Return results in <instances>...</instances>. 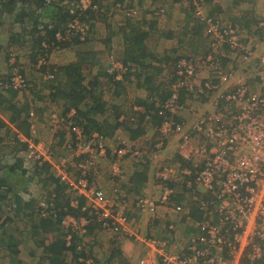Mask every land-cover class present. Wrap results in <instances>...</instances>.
<instances>
[{"label": "trees", "instance_id": "obj_1", "mask_svg": "<svg viewBox=\"0 0 264 264\" xmlns=\"http://www.w3.org/2000/svg\"><path fill=\"white\" fill-rule=\"evenodd\" d=\"M63 1L0 0V17L3 12L12 16L13 29H15L5 38L0 53L3 52L2 50H9L12 46L28 50L29 54H26V57L37 66V72L40 73L38 77L45 85L43 90L47 93L48 101H51L49 103L64 110L62 114L65 118L73 110V115L68 119L72 124L80 127L86 136L98 133L107 138L119 129L127 131L131 140L141 138L152 130L153 137H159V126L166 119L179 121L178 116L171 113L165 104L170 98L172 85L184 80L183 75L178 73L181 61L193 62L195 58L204 59L211 55L215 71L220 70L230 75L237 69L232 55L237 53V47L222 42L219 48L214 50L218 47V38L207 32L206 18L212 19L217 25L224 24L222 20L225 15L224 10L216 3H212V0H186L190 10H186V23L179 33L177 46L159 51L149 46V43L154 41L156 32L151 31V28H154L151 23H141L142 20L138 19L134 3L137 0H93L92 7L86 9L69 7V3L66 5ZM240 1L246 0H237L231 7L241 3ZM163 4L166 2L161 3L157 8L160 17L166 10ZM169 7L168 4V10ZM197 7L202 9L204 15L206 14L205 19L197 13ZM123 10H126L127 14L125 20L120 21L117 19V12ZM168 12L166 10V13ZM251 12L252 9H248L228 16L229 18L226 19L231 22L227 25L238 33L243 31L246 32V36L263 40L264 17L259 15L254 17ZM108 16L113 17V20L106 22L105 25L102 24L106 35L97 41L100 47L95 48L89 42L93 21L99 19L105 22ZM75 22L82 27L86 26L83 32L75 26L70 27V24ZM114 36H118L119 39L115 46L112 43ZM67 39L73 41L70 47L75 51L74 59L64 64L51 63L49 57L55 51L65 49L67 47L65 45L68 44L65 42ZM239 42L242 40L240 39ZM245 42H248V39ZM106 52L110 53V61L100 60ZM186 52H191L193 55H187ZM2 54L3 59L8 63L10 53L5 51ZM14 59L16 61L12 63L20 67L13 71L12 66L9 65L5 74H0V108L9 113V121L15 124V131H10L8 123L0 117V135L4 137V134H10L12 153L15 152L9 162L4 156L0 157V254L3 258H7L6 264H26L20 257L21 245L31 243L32 248L27 255L30 259L28 264H87L89 253H86L84 248L86 245H79L78 241L83 237L73 235L70 244H67L66 232L61 225L62 219L67 215L77 218L88 217L87 211L82 210L84 197L68 191V184L56 176L50 168V162L39 160L33 161L32 171L38 176H43L42 187L47 190L43 200L45 207L41 206L42 201L36 200L32 194L28 197L24 196L30 180L28 175L31 173H29L30 168L25 166L16 153L25 152L28 148L27 142L22 141L21 136L29 137L31 125L29 112L33 109L31 108L30 111L25 103L20 104L22 101H18L16 95L19 92L25 98L29 94L33 95L35 92L33 88H36L37 84L33 87L29 86L25 71L22 70L21 66L28 61L20 62L16 57ZM114 62L120 64L121 68L112 67ZM14 72L23 78L22 88L13 87L11 79ZM218 77L209 84L217 85ZM205 82L199 83L200 86L202 85L203 93L191 92L185 86L179 88L178 102L182 104L194 99L195 94L199 99H204L205 95L207 98L210 97L214 89L206 88L203 85ZM245 84L248 88L250 81ZM129 85H134L143 96L128 101L126 87ZM104 86L106 89H103ZM99 88L100 91L96 92ZM121 95L124 96L120 100ZM218 100L220 105H231L223 98ZM34 111L37 110L34 108ZM64 134L65 132L58 133L60 139L54 142L51 148L61 146L60 142ZM3 137L0 136V142L4 140ZM2 146L6 147L3 144ZM2 146L0 144V147ZM62 151L65 153V150ZM183 163L186 166L192 165L189 161ZM201 167H193V172H198ZM185 169L189 168L185 167ZM190 176L193 182L195 176ZM88 177L89 181L92 177L91 175ZM142 177V175L138 176L135 180L137 187L142 183ZM169 187L173 192L167 204H171L174 200L177 202L184 193L183 185L177 191L173 185L170 184ZM185 193L188 202L186 201L183 206L180 205L181 202H177L179 204L175 208L186 209L185 217L192 219L191 226L197 228L198 233H204L200 227L201 223L206 221L219 223L217 211L214 209L217 203L216 190L203 193L193 185L185 189ZM74 200L77 202L72 205ZM19 225L23 227L19 229ZM85 228L87 234L88 231L92 232L100 226L93 220ZM172 231L174 232V229L169 230ZM21 234L26 235L27 240ZM90 260L93 264L101 263L94 258ZM239 264H264V254L255 260L242 257Z\"/></svg>", "mask_w": 264, "mask_h": 264}, {"label": "built area", "instance_id": "obj_2", "mask_svg": "<svg viewBox=\"0 0 264 264\" xmlns=\"http://www.w3.org/2000/svg\"><path fill=\"white\" fill-rule=\"evenodd\" d=\"M93 0H64V4H72L75 7L86 9L92 7ZM69 4V5H70ZM197 13L204 15L201 8L197 7ZM207 32L218 38V47L222 42L229 43L232 47L239 46L237 30L227 24L213 22L206 18ZM79 31L86 28L79 24H70ZM264 44V39L262 40ZM264 47V45H263ZM264 64V56L261 58ZM213 58L208 55L204 59L195 58L192 61H181L179 74L183 81H177L171 88L170 98L165 107L176 116L182 113L185 104L178 102V89L185 86L194 93H203L202 85L193 84L198 70L214 68ZM112 67L121 68L120 64L113 63ZM201 68V69H200ZM217 68V67H216ZM226 75L218 70L219 83L210 85L204 83L206 88H222ZM220 76L222 79L220 80ZM11 82L14 88H22L24 80L20 74L14 73ZM197 95V94H195ZM223 98L227 104L217 106L218 98ZM213 100L216 110H211L193 121L192 129H184V125L166 119L159 126V140L154 145L156 150L164 147L166 140L175 136L177 138V153L184 161H189L194 167L201 162L203 167L193 173V185L200 192L207 193L216 190L217 203L214 209L217 211L218 224L206 221L200 224L204 233L189 238L187 253L184 248L171 252L165 240L150 239L146 245L145 254L138 260V264H239L242 257L251 260L259 259L264 254V93H255L248 90L243 82L235 85L233 91L221 93ZM70 111L65 118V130L72 140V158H62L53 166V172L63 182L68 184V191L74 195L83 196L85 204L82 210L87 211L88 217L65 216L61 225L66 232V242L70 244L71 237H84L86 225L93 220L99 223L100 229L108 237L120 238L125 235L127 217L118 208L119 195L109 197L98 181L89 180L88 176H96L101 170V162L111 156L109 177L116 181L122 178L120 169L121 161L134 153V145L128 142V146L110 149L106 144V138L98 133L86 136L82 129L72 124L68 119L73 115ZM30 119L33 111L30 112ZM55 117H57L55 115ZM58 118V117H57ZM57 121L56 119L53 122ZM31 122V121H30ZM58 124H51V129ZM33 124L31 123L30 129ZM64 130V131H65ZM28 144L24 157L33 161L51 162L52 156L49 148L41 142L30 143L28 138H23ZM75 157V158H73ZM73 159H76L73 161ZM71 167V168H69ZM199 167V166H198ZM74 171V175L71 174ZM191 174L190 170L174 167L167 164L157 173L163 183L161 196L154 198L139 197L136 206L140 211L153 213L158 205H167L173 190L166 185L179 176ZM117 192V187H114ZM74 200L71 204L74 205ZM41 206L45 207L42 201ZM119 209V210H118ZM176 212L180 207L174 208ZM214 220V219H213ZM197 225V224H196ZM174 226L169 224L164 230H171ZM87 264H93L87 260ZM101 264V263H95Z\"/></svg>", "mask_w": 264, "mask_h": 264}, {"label": "crops", "instance_id": "obj_3", "mask_svg": "<svg viewBox=\"0 0 264 264\" xmlns=\"http://www.w3.org/2000/svg\"><path fill=\"white\" fill-rule=\"evenodd\" d=\"M141 1L140 0L135 1V4L138 5L140 4ZM158 1L160 0H154V1L152 0L148 2L147 3L148 7L146 8L147 12L145 16H143L142 14L140 17L144 19H150V16H152L151 13L153 12L152 11L149 12V11L151 10V7ZM170 1L171 2L169 3L170 7L168 10L169 12L167 19H161L160 20L161 24L159 22L151 21V25L154 26V28H151V31L153 32L155 31L156 33H154L155 35L153 34L154 41H151L152 43H149V46L150 48H156V50L158 51L177 46L178 38H180L179 33L182 32L186 23L185 15L187 11L184 9V4L179 3L177 0H170ZM236 1L237 0H212V3H216L217 5L221 6L222 9L224 10L225 15L222 18L224 24L227 23L226 21L228 19L226 18L228 16L233 14H239L248 9H252L251 13L253 16L259 15L261 17H264V9L262 6L264 5V0L240 1L241 3L235 5L234 7H231L232 3ZM4 10H6V8ZM6 15L9 16L8 13L3 12L2 16L0 17V26L2 25V22H4L3 19L6 17ZM169 34H171L170 37H166ZM5 37L6 35H2V37H0V47L3 45ZM247 39L248 42L259 45L258 46L259 51L262 50L263 41L261 39H256L255 37L246 36L244 42ZM112 43H113V39H112ZM113 45L115 46L116 44ZM217 48L219 47H215L214 50H216ZM186 54L193 55L191 52H186ZM261 54L262 52L258 53V56ZM234 59L236 65V61L238 59L236 55L234 56ZM0 60L1 63L6 62L5 59H3V54L1 53H0ZM257 60L259 59L256 58V63ZM236 70L241 71V73H237ZM236 70H235L236 73H234L236 80L237 77L238 78L240 77L244 79L245 82L250 81V85L248 87L249 91L260 94L264 93V87L262 86L264 84V70L258 73V71L256 70H261L258 67V64L255 65L254 72L250 74L245 73L244 71L245 69H243V67H239V69ZM214 74H215V70L213 68H203L202 70H198V74L196 75V77L199 80V83L201 82L203 83L205 81L207 83H210L211 80L215 79ZM254 78H257V80H255ZM253 80L254 82H256V84H254ZM216 96H217V90L214 89L212 95H210V97L208 98L206 97V99L204 98L198 102L196 98H194V99H189L184 103H182L185 104L186 106L185 107L186 112L184 113L182 119L179 117L177 118L184 125V129L191 130L193 121L196 120L197 117H200L202 114L214 110V106L212 102L213 100L216 99ZM188 112H192V113L195 112V113L192 114L191 116V114H189ZM118 131L126 133L128 142L134 145L133 147L134 153H132L127 157V159H125L126 163H125V168L123 169L124 173L122 175V178L116 181L112 180L109 176L107 177L106 169H105V170H101L96 176H93L90 180L93 181L94 179L95 181H98L99 185L102 187V189H104L105 193L109 197H112L115 194L119 195L120 202H123V205L120 207V211L125 210L127 215H131V218L133 217L131 224L129 223L131 227L132 235L124 238L113 237V239L108 240L106 236L103 235L100 228H95L94 231L92 232L88 231L83 238L78 240L79 243H81V245L84 244L86 245L84 248H86L85 249L86 253H89L88 260H90V258L92 259L94 258V260L96 259L100 261L101 264H138V260L145 254L148 240L153 238L159 240H165L171 252L179 251L181 248H184V252L187 253L186 248L188 247L189 238L201 234L198 233L199 231L197 228L191 226L192 219H189L187 216L185 217L186 209L182 207V209H180L181 212L180 211L176 212L174 208L176 205L179 204L177 202H181L180 205L183 206L187 201V193H185V189L187 188L189 189V187L193 186V182L191 180L190 175L193 176L194 172L192 168L194 166L191 164L186 166L183 163L184 161L181 160L182 159L181 156L177 153V138L175 136L170 137L169 139L166 140L163 149L160 151V153H158L159 155L156 154L155 156H153L152 154L150 155L151 151L148 150L146 146V144L149 142L148 145H150L152 149L153 148L155 149L154 145L159 140L158 136L153 137L152 135L153 130L151 133L148 131L146 135H143L141 138H137L134 140H131L129 138V133L127 131L119 130V129L114 131V133L111 135L112 138L114 135H116V133H118ZM29 133H31V131ZM48 135L50 137H48ZM48 135L46 138H50L51 146L53 145L54 142H58L60 139V138L57 139L56 137L54 138V136L52 137V135H50L49 133ZM63 140H65L64 135L61 138L62 142H60V144L63 143ZM144 149L147 150L148 152L147 151L145 152ZM143 152L145 154H143ZM66 156L67 155H65V157ZM71 158L72 156L70 157V159ZM108 160H111L110 154H108L107 161ZM107 161L104 160L106 165L109 164L107 163ZM161 163H163L162 167L166 166L167 164L169 165L171 164L174 167L180 166V168L186 167L189 168L188 170H190L191 173L192 172L193 173L189 175L190 177L186 175H182L174 179V181H171L172 183L171 182L166 183L167 186H170V184L173 185V188L176 191L181 187V185L184 186V189L182 188L184 190V193L180 195V198L178 199L177 202H175L174 200L173 202L171 201L172 202L171 204L160 205L155 214H150V212L148 213L142 211L140 212V210L136 206V201L139 197L148 196L150 198L157 199V197L161 194L160 192H162V188H160V185L162 187L163 183L160 184L162 181L157 176V173L162 170V167L158 168L159 164ZM101 165H103L102 162ZM141 175L143 176L142 183L140 184L139 187H137L135 185L136 184L135 180L137 179L138 176ZM114 187H117V192H114ZM168 224H173L174 232L168 231L170 236L168 235L162 236L163 234L160 231V225L162 226Z\"/></svg>", "mask_w": 264, "mask_h": 264}, {"label": "rangeland", "instance_id": "obj_4", "mask_svg": "<svg viewBox=\"0 0 264 264\" xmlns=\"http://www.w3.org/2000/svg\"><path fill=\"white\" fill-rule=\"evenodd\" d=\"M54 1H57V0H54ZM150 1H152V0H142L140 2V4H138V5L135 4L136 5L135 9L137 11L135 13L138 14V16H137L138 19H141L142 22H149V23H151V21H155V22H159L160 23L161 19H167L168 13H166V10L168 11L167 5L171 2L170 0H160V1L156 2L151 7V10L149 11V12H151V11L153 12V13H151L152 16H150V19H144V18L140 17L142 14H143V16H145V14L147 12L146 8L148 7L147 3L150 2ZM162 1L166 2V4H163V5L166 6V10L164 11V14H162V16L160 17L159 16V11H158L157 8L159 7V5L161 3H165V2H162ZM177 1L179 3H181V4H184V9L185 10L189 9V7H188L189 3L186 4V2H185L186 0H177ZM68 6L69 7H75L72 4H70ZM262 6H263V9H264V5H262ZM115 11H117V10H115ZM126 14H127L126 10H123L122 12L118 11L117 12V19H120V21H124ZM109 16H108V19H106L105 22L101 21L99 19L93 21V26L91 27V31L89 32V36H90V38H89L90 41L89 42H90L91 46H94L95 48H99L100 47V44L97 41L101 40L106 35V31L103 30L102 26L105 25L106 22L109 23V22H111V20H113V17L109 18ZM3 20H4V22H2V25L0 26V37H2V35H6V37H7V36H9V34H11L14 31V29H13V21H12V17H9L7 15H6V17ZM226 22H227L226 24H229V22H231V21L227 20ZM14 27H16V26H14ZM17 30L18 29H16V31ZM239 34H240L239 40L241 39L242 42H239L240 44H239V46L237 47V50H236L237 53H233L232 54L233 56L236 55L237 58H238L237 61H236L237 69H239V67H243V69H245L244 70L245 73L250 74V73L254 72L255 65L258 64V67L261 70H256V71H258V73L262 72V70H264V64H263L261 58H263V56H264V47H262V50L259 51L258 50L259 49V47H258L259 45L255 44V43L244 42L243 38H246L245 32L240 31ZM112 39H113V44H115L116 42H119L118 36H114V37H112ZM65 42L68 43L67 45H65V46H67V47H65V49L57 50L53 54H51V56L49 57V61L51 63L62 64V63L68 62L69 60H73L74 59L75 51L72 50V48L70 47L72 45L73 41H70V40L68 41V39H67ZM255 45H256V47H255ZM254 47H255V49H254ZM2 51L3 52L8 51L10 53V60H9L8 63L7 62L1 63V60H0V74H5V72H6V70H7L9 65L12 66V70L13 71H15L16 69H18L20 67L18 65H14L12 63V62L16 61L14 59L15 57L18 60H20V62L21 61H23V62L28 61V58L26 57V54H29V52L26 49L19 48L18 46H15V47L12 46V47H10L9 50H2ZM261 52H262V54L258 56V53H261ZM109 54H110L109 52L103 53V56L101 57L100 60H102V61H104V60L105 61H110L109 60ZM256 58L260 60V61L257 60V63H256ZM21 67H23L22 70L24 69V71H25L24 74H25L27 80L29 81V86L33 87L34 84H37V87L33 88V90H35L33 95L29 94L26 98H25V96L23 97L22 95H20L21 94L20 92H19L20 94L18 93V95H16V99L18 101H20V102L22 101L20 104H24L25 103L29 107V110L31 108L33 109L34 115H33V117L31 119L29 118V121H31L33 126H32V129H30L31 133L29 134L28 139L30 140V143L41 142V143H43V145L45 147L47 146L49 148L50 152L53 153L51 162L49 164H50V168H53V166L56 165L58 160H60L62 158L70 159V157L72 156V152H73L72 147H71L72 146V143H71L72 140H70V139L66 140L70 136L65 130V125H62V124H67V123L60 122L61 120L59 119L60 117H62V115H63L62 113H63L64 110L59 109L53 103L52 104L49 103L51 101H48L47 93L45 92V90H43L45 88V85L42 84V81H40V79L38 77V76H40V73L37 72V66L34 65V62L32 60L31 61L29 60L26 64L24 63ZM27 67H30V68H27ZM236 71H237V73H241V71H238V70H236ZM236 71H232V75L228 76L227 78H225L224 75L223 76L221 75L222 77L225 78L224 79L225 81L223 82L222 88L217 92V95H219L221 93L231 92L235 88V85H239V84H241L243 82L245 83V80L240 78V77L239 78L237 77V80H236V77L234 75V73H236ZM199 72H201V71H199ZM31 74L33 76H31ZM214 75H215L214 78L218 77V70L215 71ZM221 76H220V80L222 79ZM213 80H211V81H213ZM193 84H196V85L199 84V80L197 79V77L195 78V81H193ZM254 84H256V82H254ZM262 86L264 87V84ZM101 88H102V86H101ZM101 88L97 89L96 92L100 91ZM103 89H106V87L104 86ZM126 91L128 92V94L126 95L127 99L130 102L132 100H134L136 97H140L141 95L143 96V94H140V92L137 91V89L134 87V85L127 86L126 87ZM123 96L124 95L120 96V100H121V98ZM7 97H9V95ZM194 97L196 98V100L198 102L202 100V99H199L197 97V95H194ZM205 97H206V95H205ZM217 106H219V103L217 104ZM34 108L37 111H34ZM216 109L217 108L214 106V110H216ZM185 112H186V109L183 110L182 113H180L178 117L182 119V117H183ZM188 113L191 114V116H192V114H194L195 112L194 113L188 112ZM29 114H30V112H29ZM55 115L58 118L55 117ZM9 116H10L9 113H6V111H4V110H2L0 108V117L3 118V120L8 123L7 125L10 127V131L11 130L15 131V127H14L15 124H11V122L9 121ZM53 118H54V120L56 119L57 121L53 122ZM51 124H58V125L51 129V127H50ZM188 131H189V134H190V130H188ZM59 132H65V134H64L65 141H63L61 146L51 148L52 146H51L50 138H46V137H47V135L49 133L50 135H52V137L54 136V138L56 137L58 139V138H60V136L58 135ZM149 132L151 133L152 131H149ZM0 136L3 137L2 135H0ZM48 137H50V136L48 135ZM3 138H4V140H2V142H0V144H1V146H2V144L6 145V147H3V146L0 147V157L4 156L6 158V161L9 162L11 160V156L15 152L12 153L13 150H12V147H11L12 146V142H11L10 134H4ZM106 144L108 145V147L110 149L119 148L121 145L128 146L127 145L128 144L127 134L123 133L121 131H118V133H116V135H114L113 138H112V136H109V138H106ZM148 144H149V142L146 144V146H147L148 150L151 151L150 155L152 154L153 156H155L156 154L160 153V151L163 149V147H162L160 150H156V149L153 150L151 148V146L148 145ZM15 150L17 151L16 148H15ZM62 150H65V153H62L63 152ZM144 151L146 152L147 150L144 149ZM16 154H17V156H19L20 159L23 160L25 166L30 168L29 169V173H31V174L28 173L29 174L28 176H30L28 178H30V180L28 181V184H27V187H26L27 188L26 189L27 192L24 193V196L28 197L30 194H32L35 197V199L38 200L39 202L43 201L44 197H45V193L47 191L45 188L42 187V178H43V176H41V175L38 176L35 173H33V171H32L33 163H32V161L30 159L28 160L27 158L24 157V151L23 152L22 151H18V153H16ZM143 154H145V153L143 152ZM65 155H67V156L65 157ZM127 157H124L122 159V161H121L120 169L122 170V173H124L123 169L125 168V163H126L125 159H127ZM154 160H156V159H154ZM107 163H109V164L106 165L105 162L104 163L102 162L103 165H101V170H105L106 169V174H107V177H108L110 160H108ZM162 164L163 163L159 164L158 168L162 167ZM199 164H201V162ZM199 164H198V166L200 167L201 165H199ZM71 171H72L71 174L74 175V171L73 170H71ZM26 176H27V174H26ZM159 196L157 197V199L159 198ZM146 197H148V196H146ZM148 198H150V197H148ZM84 204H85V200H84ZM122 205H123V202H120L117 207L119 208ZM159 206L160 205H158V207ZM156 211L153 212V213H150V214H155ZM122 212L124 213V215H126L127 222H126L125 228H124L125 235H122L120 238H124V237H128V236L132 235V231H131V227H130L129 223L131 224L133 217L131 218V215H127L125 210H123ZM142 212L148 213V211H142ZM21 226L23 227V225H19V229H21ZM165 226L166 225H162V226L160 225V231L163 234L162 236H167V235L170 236L169 233L164 230ZM132 227H133V225H132ZM134 232H135V229H134ZM23 234H21V236H25L24 239L27 240L26 235H23ZM103 235H105L108 240L109 239H113V237H108L105 233H103ZM114 237L117 238L116 236H114ZM79 244L81 245V243H79ZM31 248H32L31 243L30 244H24L23 243V245H21L20 257L26 262V264H28V262L30 260L27 255H28V251ZM5 261H7V258H3L2 254H0V264H6Z\"/></svg>", "mask_w": 264, "mask_h": 264}]
</instances>
